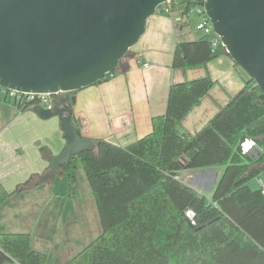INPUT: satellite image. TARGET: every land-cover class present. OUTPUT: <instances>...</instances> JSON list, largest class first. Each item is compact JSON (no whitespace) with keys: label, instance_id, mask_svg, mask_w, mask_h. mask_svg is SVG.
<instances>
[{"label":"trees","instance_id":"obj_1","mask_svg":"<svg viewBox=\"0 0 264 264\" xmlns=\"http://www.w3.org/2000/svg\"><path fill=\"white\" fill-rule=\"evenodd\" d=\"M164 5L187 15L193 2L168 0L157 9L164 11ZM221 54L229 55L220 42L212 44V35L178 40L172 67L205 64ZM213 84L208 75L171 83L165 112L151 117L150 132L125 146L94 140V150L61 165L57 172L73 188L80 160L101 226L68 264H264V195L249 186L264 171L253 168L264 162V95L248 78L203 129L190 134L180 121ZM15 105L20 110L34 106ZM245 139L262 151L242 153ZM191 149L197 151L188 158ZM214 165L225 167L210 198L178 178L180 170ZM42 182L44 175L31 176L11 192L0 182V205ZM188 209L194 211V224L185 215ZM13 261L46 264L47 255L33 248L27 232H0V264Z\"/></svg>","mask_w":264,"mask_h":264},{"label":"crops","instance_id":"obj_2","mask_svg":"<svg viewBox=\"0 0 264 264\" xmlns=\"http://www.w3.org/2000/svg\"><path fill=\"white\" fill-rule=\"evenodd\" d=\"M182 17L157 12L149 16L144 32L120 60L117 71L73 92L76 99L73 121L82 137L125 146L150 132L151 117L165 112L171 83L208 75L214 80L213 86L180 121L182 129L196 134L244 86L247 73L241 72L240 66L227 54L205 64L172 67L178 40L190 41L204 36L191 32L181 35V26L186 22ZM40 146L48 150L46 156ZM64 147L58 116L40 118L33 109L20 110L0 95V182L8 192L35 175H44V182L40 184L48 187L57 172L50 174L49 159ZM258 150L262 148L255 145L250 153ZM224 167L183 169L178 172V178L210 198ZM263 167L264 162L253 166L257 171ZM255 179L256 183L264 179V171ZM35 186L10 195L0 205V232H27L33 248L45 253L56 244L59 213L63 211L59 203L65 201L66 195H60L53 188ZM258 187L259 184L253 188ZM70 228L69 220L63 225V238L68 236L69 230H74ZM64 253L58 252L57 259L48 257L46 264H68L74 254L68 257Z\"/></svg>","mask_w":264,"mask_h":264},{"label":"water","instance_id":"obj_3","mask_svg":"<svg viewBox=\"0 0 264 264\" xmlns=\"http://www.w3.org/2000/svg\"><path fill=\"white\" fill-rule=\"evenodd\" d=\"M166 1L0 0V85L55 96L49 107H32L40 118L60 119L65 147L49 159L51 175L96 147L78 135L73 92L115 70ZM203 6L226 52L264 95V0H205Z\"/></svg>","mask_w":264,"mask_h":264},{"label":"rangeland","instance_id":"obj_4","mask_svg":"<svg viewBox=\"0 0 264 264\" xmlns=\"http://www.w3.org/2000/svg\"><path fill=\"white\" fill-rule=\"evenodd\" d=\"M156 12L168 16H183L186 22L181 26L183 28L180 32L181 35H184L186 32L203 34L201 30L196 29L197 23L201 21V16L195 12H189L187 15L178 11L169 14L165 11H160L159 9H157ZM239 69L241 72H245L242 68L239 67ZM75 175L76 185L73 188L70 186L66 175L60 172L54 174L48 187L40 183L36 185L38 188H53V190L59 192L60 195H66V197H63L65 201L59 203L61 210H63L59 213L60 230H58L55 246H53V248L52 246L51 248H47L48 252H45L47 254V259L48 257L49 259H57L58 252L63 251L68 257L70 255L72 256L85 247V245L93 241L100 233V222L98 219L95 199L79 159L76 162ZM255 180V178L250 180V187L253 188L257 186L258 183H256ZM69 220L70 226L74 230H72V232L69 230L68 236L63 238L61 235L62 228L64 223H68ZM51 249L53 250L51 251Z\"/></svg>","mask_w":264,"mask_h":264},{"label":"built area","instance_id":"obj_5","mask_svg":"<svg viewBox=\"0 0 264 264\" xmlns=\"http://www.w3.org/2000/svg\"><path fill=\"white\" fill-rule=\"evenodd\" d=\"M193 6L190 12H195L201 16V21L196 25L197 30H201L204 35H212V44L215 45L220 42L218 36L215 34L209 17L206 15L204 10L205 0H191ZM168 2V0L166 1ZM165 3V2H164ZM163 10L167 13H171L167 6H163ZM221 43V42H220ZM0 95L15 105V102H31L33 105H41L43 107H49L52 99L55 97L49 93H33V92H22L14 89H8L0 85ZM241 152L246 153L255 150V142L252 139H245L241 142ZM258 184L261 193L264 195V179H258ZM186 217L189 219L191 224H194V211L191 209L186 210Z\"/></svg>","mask_w":264,"mask_h":264},{"label":"flooded vegetation","instance_id":"obj_6","mask_svg":"<svg viewBox=\"0 0 264 264\" xmlns=\"http://www.w3.org/2000/svg\"><path fill=\"white\" fill-rule=\"evenodd\" d=\"M62 95H63V96H65V97H66V96H68V97H69V94H65V93H64V94H62ZM54 98H55V97H54Z\"/></svg>","mask_w":264,"mask_h":264}]
</instances>
